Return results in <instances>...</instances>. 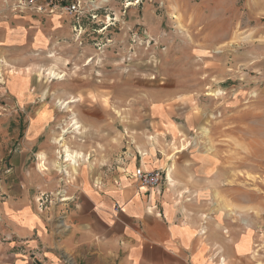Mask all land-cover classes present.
<instances>
[{
  "label": "rangeland",
  "instance_id": "1",
  "mask_svg": "<svg viewBox=\"0 0 264 264\" xmlns=\"http://www.w3.org/2000/svg\"><path fill=\"white\" fill-rule=\"evenodd\" d=\"M15 1L0 0V14ZM68 1L82 2L84 13L48 16L60 30L52 45L0 61V88L17 74L33 73L47 87L58 83L60 97L75 100L67 107L61 104L66 100L57 103L60 112L74 119L70 129H60L56 172L61 186L54 193H39L38 209H58V224L67 228L68 176L76 183L84 169L98 177L113 171L129 160L127 148L140 156L135 145L145 131L134 132L131 126L147 124L152 88L163 85L170 89L180 113L189 107L194 114L190 130L168 138L171 157L178 156V173L191 175L177 200L202 223L248 232L249 242L254 237V264H264V7L260 1ZM20 61L35 66L19 69ZM56 74L64 78L57 80ZM89 110L97 125L103 121L101 132L83 134L78 119ZM73 121L81 126L80 132L73 130ZM88 144L89 150L83 152ZM120 144L121 158L114 154ZM65 146L84 155L76 169L66 162ZM1 183L0 176V205L6 197ZM66 264L74 262L68 259Z\"/></svg>",
  "mask_w": 264,
  "mask_h": 264
},
{
  "label": "crops",
  "instance_id": "2",
  "mask_svg": "<svg viewBox=\"0 0 264 264\" xmlns=\"http://www.w3.org/2000/svg\"><path fill=\"white\" fill-rule=\"evenodd\" d=\"M17 1L0 14V61L43 51L60 35L52 17L15 13ZM259 1L263 8L264 0ZM16 64L24 70L35 66ZM152 93L147 124L130 127L145 131L135 145L140 156L127 148L129 160L113 171L98 177L84 169L76 183L68 176L64 228L58 209L42 212L35 201L39 193L61 186L56 172L60 129H70L74 118L60 112L57 103L69 96L60 97L58 83L47 87L33 73L17 74L0 88V176L6 196L0 205V264H66L68 259L74 264H254L253 236L249 242L248 232L202 223L177 200L191 175L178 173L168 138L190 130L194 114L189 107L180 113L165 86L153 87ZM90 112L78 119L83 134L104 126L92 121ZM114 148L121 158L123 144ZM139 167L160 171L161 184L142 187L133 177Z\"/></svg>",
  "mask_w": 264,
  "mask_h": 264
},
{
  "label": "built area",
  "instance_id": "3",
  "mask_svg": "<svg viewBox=\"0 0 264 264\" xmlns=\"http://www.w3.org/2000/svg\"><path fill=\"white\" fill-rule=\"evenodd\" d=\"M16 9L20 12L30 11L35 14L47 16L75 14L80 17L84 13L82 2L68 0H18ZM1 77L2 75L0 74V82ZM133 177L141 186L147 188L158 187L162 182L160 171H146L141 167L136 169Z\"/></svg>",
  "mask_w": 264,
  "mask_h": 264
},
{
  "label": "bare ground",
  "instance_id": "4",
  "mask_svg": "<svg viewBox=\"0 0 264 264\" xmlns=\"http://www.w3.org/2000/svg\"><path fill=\"white\" fill-rule=\"evenodd\" d=\"M1 74V73H0ZM55 78L58 79H63L64 78V75H61V74H56L55 75ZM2 80V79H1ZM63 81V80H62ZM72 102H75V100L73 99V101H69V102H62L61 104L64 106V107H67L70 103ZM72 128H74L73 130L74 131H81V126L79 125V123L77 121H73V124H72ZM64 133H67V131L65 130ZM61 140H64V137L61 139ZM64 152L66 153V162L69 163V165L73 166L74 169H76V167L79 165V160L83 159V154L82 153H79V152H71L69 150L68 147L65 146V149H64ZM79 167V166H78ZM62 171V170H61ZM66 200V199H65ZM68 200V199H67Z\"/></svg>",
  "mask_w": 264,
  "mask_h": 264
}]
</instances>
